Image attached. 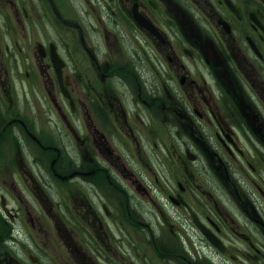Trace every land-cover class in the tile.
I'll return each mask as SVG.
<instances>
[{"label":"flooded vegetation","instance_id":"af4514ba","mask_svg":"<svg viewBox=\"0 0 264 264\" xmlns=\"http://www.w3.org/2000/svg\"><path fill=\"white\" fill-rule=\"evenodd\" d=\"M6 1L0 70H44L63 128L0 134L73 188L0 211V264H149L145 235L155 264H264V0ZM32 9L54 31L24 47Z\"/></svg>","mask_w":264,"mask_h":264},{"label":"rangeland","instance_id":"374dc122","mask_svg":"<svg viewBox=\"0 0 264 264\" xmlns=\"http://www.w3.org/2000/svg\"><path fill=\"white\" fill-rule=\"evenodd\" d=\"M2 2H5L7 5V7L2 5V15L6 18V10L9 8V4L6 0H2ZM37 13L36 10L32 9V15H35L36 20L31 19L30 26L25 25L22 27L19 25L17 33L12 30V35L19 44H26L29 42L28 39H31V36L35 43L42 42L54 31V27L44 22ZM7 33L9 34V32ZM7 40L9 45L14 44L9 38ZM11 52L14 54L13 48H11ZM29 68L30 65L26 63L22 64L17 70H0V95L2 103V107H0V131L4 126L8 125L14 116L18 115V117H22L21 115H26L30 118L29 121L32 126L33 135L39 139L41 137V140L45 141L47 145L59 147L61 145L60 136L62 132H59L58 127L63 128V125L57 122L56 116L60 115H58L57 110L53 109L48 101L50 96L47 94L46 73L44 70H26ZM8 75L14 79L11 89H9L10 85H8ZM16 106L18 107L16 108ZM16 109L19 114H14ZM64 113L69 115L65 111ZM32 117L34 118L33 120H31ZM5 119L8 120L7 123L4 121ZM5 123L6 125H4ZM67 129L71 131L68 125ZM46 132L47 135L44 139ZM0 136V211H4L5 208L13 212H15V209L37 211L38 209L34 201L37 198L36 195H40L38 189L45 196L46 194L53 195L52 197L55 201L63 198L61 195L64 194V188L68 189L69 192L71 191L73 188L72 183L64 188L58 186L61 195L56 193L57 187L48 186L56 183L53 181L55 177L50 170V164L42 162L39 157V150L34 148L32 140L31 149L29 148L30 151L20 149V146L26 142V136L23 133L22 137L19 135L16 137L18 138L16 140L12 136L11 129L8 128L6 133L0 134ZM67 148L69 149V143L67 144ZM66 157L69 161H73V149L66 150ZM46 188L52 191V193L46 190ZM19 189L23 191L22 194ZM45 192L47 193L45 194ZM17 199L20 200L19 204ZM81 200L83 199L81 198L79 203H81ZM144 204L146 208L150 209L149 204ZM6 219L9 223H13L9 216ZM3 231V228L0 229V236H2L1 233ZM14 236L15 233L13 232L11 238H2L1 240L9 243V240L13 239ZM145 239V258L149 264H155L154 253L152 251L153 246L146 235ZM139 263L141 264V262H137L136 264Z\"/></svg>","mask_w":264,"mask_h":264}]
</instances>
